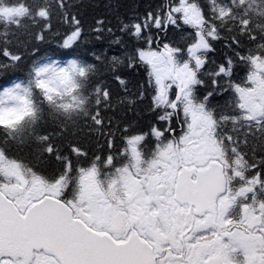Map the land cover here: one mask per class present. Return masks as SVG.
<instances>
[{"label": "snow or ice", "instance_id": "6c2138e0", "mask_svg": "<svg viewBox=\"0 0 264 264\" xmlns=\"http://www.w3.org/2000/svg\"><path fill=\"white\" fill-rule=\"evenodd\" d=\"M55 4L72 26L60 47L71 49L81 22L65 0ZM51 15L49 0H0V76L24 61L10 45L26 21L43 41ZM170 26L192 29L186 48L161 47L151 35ZM120 31L147 45L125 53L127 67L146 68L138 100L151 91V111L159 110L150 133L126 125L120 148L105 116L111 93L94 82L95 65L34 50L25 78L0 84V264H264V155L256 157L264 153V0H166ZM220 39L235 55L207 73L212 90L201 97L211 41ZM110 63L115 71L124 59ZM237 67L246 75L233 79ZM225 91L227 105L212 106ZM81 119L105 138L92 159L78 144L58 142ZM149 137L155 146L146 151ZM25 148L35 149L34 163L12 154ZM53 162L51 172L43 167Z\"/></svg>", "mask_w": 264, "mask_h": 264}, {"label": "trees", "instance_id": "16d2710c", "mask_svg": "<svg viewBox=\"0 0 264 264\" xmlns=\"http://www.w3.org/2000/svg\"><path fill=\"white\" fill-rule=\"evenodd\" d=\"M24 2L35 5L41 3L42 0H24ZM49 3L52 5L51 28L44 33V40L37 41L34 39V36L39 33L40 28L30 20L26 21L27 28L21 29L10 45L14 51L19 52L24 57V61L17 70L7 73L6 76H0V84H3L6 79H24L26 66L30 64L31 59L35 58L33 55L34 50L38 56L52 57L61 60V62L77 58L83 62L95 65L94 82L101 83L111 93L112 107L105 112V116L112 117L113 119L112 131L116 136V147L120 148L122 146L121 131L126 125L129 127L131 134L150 133L151 126L159 123L157 121L159 110L157 112L151 111L152 95L154 93L148 91L142 101L138 100L140 86L143 85L147 89V70L139 64L133 68L127 67V58L125 56L126 52L131 53L137 47L143 48L147 45L145 41H136L129 34L121 32L120 29L123 24L136 22L140 17L146 15L148 11H154L158 7L162 8L166 0H65L69 16L75 15L80 20L82 28L81 37L71 49H64L60 45L65 35L72 30V26L69 23H64L63 15L56 7L55 0H49ZM201 3H204V0H201ZM97 20L104 22V31L102 33L94 31ZM109 28L112 29L111 33L107 31ZM191 32L192 29L188 26H182V29L170 26L166 34L153 29L151 35L161 38V46L163 43H171L173 46L186 48V38ZM144 35L147 36L149 33L145 32ZM223 35L224 33H222ZM97 36H99V39ZM117 37L121 39V44L113 43V40ZM211 43L214 51L208 54V63L201 74V78L206 81L207 86L197 87V94L201 97L212 90L207 73L219 63L224 62L226 57L235 55L234 50L226 46L227 41L225 39L211 41ZM155 47L156 43L154 40L153 48ZM239 50L246 51V48ZM96 56H100L101 60H96ZM113 56H120L124 59V63L116 66L115 71H112L113 65L110 63ZM235 71L236 74L233 79L244 77L247 70L243 67H237ZM117 75L127 82V91L116 80L115 77ZM129 98L137 101L134 106L127 103V99ZM230 98V91L218 92L211 98V104L212 106L219 105L223 107L227 105ZM105 122L107 123V120ZM172 124L177 129L178 134L180 126L176 123L175 118H173ZM90 125V121L87 123L82 119L77 121L69 127L68 132L58 142L65 143L66 141H71L78 144L88 153L90 159L94 158V154H100L105 138L92 131ZM45 127L48 131L53 130L50 122ZM117 127L120 131H117ZM154 146V139L149 137L145 150L148 151ZM252 146L250 143L249 147L245 149L249 156H251ZM12 154L24 159L25 162H35L34 148H25L21 152H14ZM107 154L105 150L104 155L106 156ZM262 155L264 153L257 150V159ZM73 159L75 160V158ZM54 166V162L43 165L49 172L53 170ZM81 166H88V161H84Z\"/></svg>", "mask_w": 264, "mask_h": 264}]
</instances>
